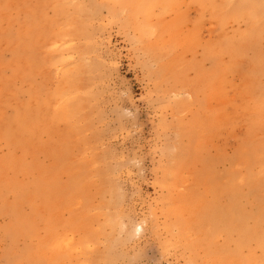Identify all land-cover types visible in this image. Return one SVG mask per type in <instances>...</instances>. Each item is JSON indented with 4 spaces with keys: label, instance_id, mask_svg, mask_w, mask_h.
I'll return each mask as SVG.
<instances>
[{
    "label": "rangeland",
    "instance_id": "1",
    "mask_svg": "<svg viewBox=\"0 0 264 264\" xmlns=\"http://www.w3.org/2000/svg\"><path fill=\"white\" fill-rule=\"evenodd\" d=\"M0 264H264V0H0Z\"/></svg>",
    "mask_w": 264,
    "mask_h": 264
},
{
    "label": "bare ground",
    "instance_id": "2",
    "mask_svg": "<svg viewBox=\"0 0 264 264\" xmlns=\"http://www.w3.org/2000/svg\"><path fill=\"white\" fill-rule=\"evenodd\" d=\"M234 212H235V210H234Z\"/></svg>",
    "mask_w": 264,
    "mask_h": 264
}]
</instances>
